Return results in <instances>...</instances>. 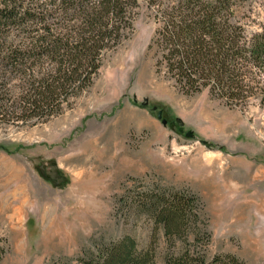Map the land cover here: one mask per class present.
<instances>
[{"label":"rangeland","instance_id":"374dc122","mask_svg":"<svg viewBox=\"0 0 264 264\" xmlns=\"http://www.w3.org/2000/svg\"><path fill=\"white\" fill-rule=\"evenodd\" d=\"M138 3L71 108L0 127V264H92L126 237L151 264H264V77L241 106L181 94L155 73L156 24ZM235 20L258 32L264 0ZM174 197L188 203L168 234L152 211Z\"/></svg>","mask_w":264,"mask_h":264},{"label":"trees","instance_id":"16d2710c","mask_svg":"<svg viewBox=\"0 0 264 264\" xmlns=\"http://www.w3.org/2000/svg\"><path fill=\"white\" fill-rule=\"evenodd\" d=\"M244 1L144 0L156 24L148 46L155 73L181 94L207 90L225 106L245 104L261 90L264 24L246 35L235 20ZM138 7V0H0V127L45 123L71 108L103 56L132 33ZM174 198L158 199L152 211L168 234L181 230L188 203ZM94 261L151 264L130 237Z\"/></svg>","mask_w":264,"mask_h":264},{"label":"water","instance_id":"95a60500","mask_svg":"<svg viewBox=\"0 0 264 264\" xmlns=\"http://www.w3.org/2000/svg\"><path fill=\"white\" fill-rule=\"evenodd\" d=\"M152 109H154V107ZM157 119H161V113L160 112L157 114ZM165 124H166V122L162 121V125L164 126ZM186 136L191 137L192 135L190 132H188V133H186Z\"/></svg>","mask_w":264,"mask_h":264}]
</instances>
